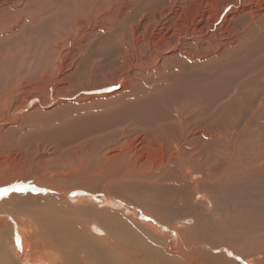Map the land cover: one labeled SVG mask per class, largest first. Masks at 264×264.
<instances>
[{
	"label": "bare ground",
	"instance_id": "6f19581e",
	"mask_svg": "<svg viewBox=\"0 0 264 264\" xmlns=\"http://www.w3.org/2000/svg\"><path fill=\"white\" fill-rule=\"evenodd\" d=\"M71 1L0 0V230L14 226L10 245L16 254L22 248L29 264H165L164 254L130 227L60 212L12 221V200L25 197L28 203L30 194L18 192L26 183L33 195L37 186L50 189L46 182L70 180L85 197L76 202L90 204L84 199H91L101 180L113 179L112 190L150 183L171 193L167 180L176 187L182 181L183 188L192 177L203 183L207 174L211 192L201 198L214 210L208 196L227 188L233 171L263 180V164L246 171L237 154L252 138L247 124L264 122V66L248 60L262 43L264 0ZM34 101L37 110L65 111L70 129L80 130L70 145L79 148L62 143L57 149L49 140L4 162L2 156L17 146L6 127L9 116ZM230 116H241L243 124ZM96 129L106 134L94 163L81 153L99 142L89 135ZM48 151L52 156L42 155ZM88 164L95 168L91 173ZM140 228L161 239L150 223ZM2 243L0 264H10ZM233 253L264 264L256 259L262 252ZM226 255L204 262L232 264Z\"/></svg>",
	"mask_w": 264,
	"mask_h": 264
},
{
	"label": "rangeland",
	"instance_id": "374dc122",
	"mask_svg": "<svg viewBox=\"0 0 264 264\" xmlns=\"http://www.w3.org/2000/svg\"><path fill=\"white\" fill-rule=\"evenodd\" d=\"M76 1L77 0H72L71 2L77 5V3L82 0H78V2ZM40 30H43V26H39L37 32H41ZM36 38L37 41H39L40 38L43 40L44 36H38ZM260 38L262 43L258 45V50L255 52L256 54L251 56L247 53L248 60L251 63H256L258 68L260 66H264V62L262 61L264 60V32L260 35ZM15 47L16 45H12V48ZM35 102L36 101L31 102L22 110H17L16 112L10 114L9 122L6 127L10 128L11 126L13 129L12 133L14 134L11 135L13 136L12 142H16L17 146L15 148H10L11 152H6V156H2V160H4V162H10L18 155L19 152L26 150V146L32 145L33 150H35V143H38V145L40 144L39 147L42 148L43 144L45 142L48 143L49 140H51L50 143H53L57 149V145L62 143L67 144V146L69 145L68 147L70 148H79L76 146V142L75 144L73 143L70 145L72 142L69 139H73L74 142L75 138L79 136L80 130L76 128V126L75 128L70 129L69 123H66V120L62 118L63 115H65V111L58 106L46 109V111L37 110L36 108H32V105ZM215 108L219 109L218 106ZM237 118L236 116H230L228 119L234 121L237 120L240 124H243L242 121L244 118L241 119V116ZM250 123L251 122L247 124V130L251 132H249V134H252V138H247L248 141L247 139L243 141L245 145L248 144L245 146L247 150H240L237 154V160L240 163H237H239L238 165L242 168L244 167V169H250L251 167H256L260 164H263L264 168V155H262L264 154V125L262 126L264 122L261 125H256V123H251V125ZM256 127L257 130L255 131ZM53 130L55 131V134H52ZM88 133H90L89 130ZM103 134H106V131L101 129H96L89 134L93 142H96L97 140H99V142L95 145L93 144L89 149L87 148L82 151L81 154H83V156H81L83 158H86L87 160L94 159L95 163V154L97 153V150L100 149L99 147L102 148V145H100L102 139L100 138ZM19 135L21 137H19ZM51 136H54L55 138L53 139ZM18 137L21 140L19 147L18 141L16 140ZM80 141L81 140H79V142ZM79 146L82 147L81 144ZM65 148L66 147L64 146L63 149ZM48 152L43 153L42 155L48 157L52 156V154ZM145 153L146 152L143 154ZM92 154L94 155V158L90 157ZM53 159H55L54 155ZM256 162L257 164H255ZM57 163L59 164L58 167H61V163ZM65 165L66 164H64V166ZM86 168L89 173L95 169L94 166L90 164H88V167ZM189 173L190 172L188 171V175L191 174ZM184 177L185 176L182 178L183 180H185ZM205 177L206 178H204V180H201L203 183H196V181L193 180L194 177H192V180L190 179L191 181H189L188 185L186 184L187 186L183 188H181L182 181H180L176 187L174 181L167 180L165 183L173 185V193L161 192L162 190L160 189V186L157 188L150 183L146 188L136 183L133 184L135 187L131 189L117 188L116 190H112L108 183L113 181V179L108 181L101 180L94 186L96 190L93 191L94 193L91 192L93 195L91 199H84L90 204L86 202H76L78 196L80 199L85 197H83L84 194L80 192V189L75 188L78 185L70 183V180L69 182L62 181L58 183L46 182V184L50 186V189L46 188L47 186H37V192L33 195L30 193L31 188L26 187L28 185V183H26L25 187L20 188L24 191L18 192L30 194L28 195V203L27 198L25 197L12 200L14 209V213H12V221L13 219L20 220V218L24 220L23 217L25 215L28 216V218L33 217V219L36 220L37 215L39 217L47 213L56 215L59 214V212V215L68 217H84L86 214L94 215L97 219L104 217V219H102L103 223L111 222L113 224L117 223L118 225H121L122 228L124 226L130 227L132 231H135L136 233H139L138 235L145 237V240L150 241V244L155 245V247H157L159 251L164 254L163 258L165 259V264H197L198 262V264H207L204 261L207 260L210 262L211 258L218 262L221 259L219 256L221 254L225 255V252H227L226 256L228 260H232V264H240L241 262V264H249L247 260L236 255L233 251L244 253V257L262 252V254L256 255V259L259 261L264 260V179L258 180L256 177L244 175L243 172L238 173L237 171H233V174L228 179L229 181L227 180L225 182V186H227V188L225 187L223 189H219V193H212L213 198L208 196L209 201L213 199L214 203V210H211V206L209 204L206 205L201 198L204 193L209 195L208 193L211 192V190L208 191V187L206 186L210 176L206 174ZM123 186L127 187L126 185ZM104 188H106L105 191L107 193L101 192ZM108 193H110V195H108ZM192 202L195 204V208L193 209L190 205ZM37 203L39 205H37ZM205 213L208 214V220L205 218L203 219V217H206V215L203 216ZM141 223H150L157 230L160 229L161 239H155L150 236L148 231L142 230L140 228ZM14 229V226L9 223L6 229L0 230V243L3 241V249L5 254L8 256L10 264H29V260H27L26 254L22 248L19 249V254L13 252V248L10 244L12 243ZM216 231L218 232L216 233ZM225 234L226 236H224ZM227 235H229L228 237H230L233 242L230 239L226 240ZM222 236H224L225 239ZM246 242H248V250L242 252L243 248L241 246ZM204 244L206 246H204ZM210 246H213L214 248H210ZM239 257H241V259ZM250 259H253V262H255V258L251 257ZM134 264L145 263L139 261L134 262Z\"/></svg>",
	"mask_w": 264,
	"mask_h": 264
}]
</instances>
